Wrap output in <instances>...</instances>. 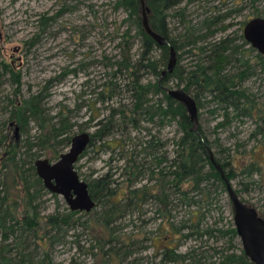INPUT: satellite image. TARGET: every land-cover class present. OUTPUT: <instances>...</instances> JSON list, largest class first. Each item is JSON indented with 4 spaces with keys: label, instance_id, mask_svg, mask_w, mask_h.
<instances>
[{
    "label": "rangeland",
    "instance_id": "374dc122",
    "mask_svg": "<svg viewBox=\"0 0 264 264\" xmlns=\"http://www.w3.org/2000/svg\"><path fill=\"white\" fill-rule=\"evenodd\" d=\"M117 1L0 0V65H9L20 73V87L17 90L16 86L11 85L9 75L0 69V138L5 137L0 147V182L6 183L7 191L16 200L19 210L25 203L22 198V188L12 173H8L5 179V173L1 170V153L9 145L19 144L22 147L25 142L35 145L42 133L34 122H30L27 128L20 132L14 121H8V112L11 107L7 100L19 101L30 94L38 93L48 81H52L43 103L47 117L53 119L63 109L70 111L72 122L84 124L90 116L89 107H93L104 84L111 80L109 65L122 57L121 34L129 30L131 49L128 55L130 57L135 59L140 46L128 13L121 8H116ZM192 1L193 3H180L167 13L168 16L181 10L185 19L190 21V26L197 29L207 17L214 14V16H223L227 8L232 10L233 3L244 5L243 12L223 22V26L231 24L234 27L228 29L225 27L221 32L210 36L205 41L207 46L225 40L233 32H238L239 28L236 27L246 21L257 16L264 17V0ZM225 4L226 7H224ZM137 15L141 19L140 7ZM166 22L171 38L183 34V28L175 20L167 18ZM239 44L238 41L235 46ZM242 52L252 64H259L261 61L257 57V52L248 45H243ZM159 56V51L154 52V59L158 60ZM191 61L194 59L182 55L181 60H177V64L188 69L192 66ZM262 67V69L256 68L254 75L242 84L243 89L253 96L259 116L234 120L228 127L215 131L214 126L222 113L218 112L217 116L210 114L209 111L215 108V105H207L204 98L200 97L203 106L198 112L197 126L211 143L218 144L225 150L216 156L232 162L236 177L229 182L231 187L236 193L238 192V197L244 203L254 208L264 219V60ZM164 68L161 71L165 70ZM229 71L233 69L229 68ZM114 81L120 86L119 94L105 104L96 102V107L100 109L99 119L108 115L107 108H116L120 104L130 103L127 93L123 90L127 80L118 76V79ZM142 81L153 83L155 78L145 75ZM175 84L176 81L171 80L168 88L177 90ZM182 87L180 86L178 90H182ZM52 121L55 122V119ZM140 127V130L131 132L129 140H125L126 147L122 151L124 156L134 155L138 163L142 162L147 166L150 157L141 153V148L136 145L155 136L164 144L162 151L173 157L175 151L173 139L176 140L178 137L175 124L159 128L157 125L141 123ZM78 129L75 127L71 136L80 134ZM84 129L83 132L90 134L93 132V128ZM257 130H260V133L252 137ZM117 140L120 141L118 136H114L113 139L110 137L106 141L109 147L98 152L96 149L89 148L86 150V155L74 166L80 180L86 184L91 179L111 172L112 180H116L115 184L120 188L114 198L115 202L120 201L123 194L128 195V191L133 188L151 186L145 175L135 187L126 189V183L122 187L124 183L120 170L122 161H117L120 154L119 149L115 147L119 143ZM68 149L69 146L63 149L60 155ZM212 152H215V149ZM32 153L36 157L34 161L46 159L54 163L58 159H52L54 153L51 148L39 151L34 147ZM253 162L260 166V172L246 177L241 171ZM1 184L0 192L3 194ZM193 195L198 203L190 207L176 200L177 195L173 197L170 215L173 217L172 222L175 226H179L180 223L190 226L191 223L198 221L201 229L234 228L233 209L227 193L217 188L216 193L212 195L211 205L202 202L198 194H191L190 197ZM37 203H39L40 217L43 222L46 216L54 214L56 210L60 214L68 210L61 197L53 198L46 190L43 191ZM158 207L151 200L139 205L137 209L131 206L128 208L127 215L112 225L119 226V230L114 232L116 237L138 242L134 249L140 252H136L130 259L124 261L114 255L105 257L98 245H102L101 240H107L109 230H103L93 215H77L74 219L79 220V225L66 229L61 243L48 249L50 264H161L160 253L166 248L173 249L176 246L179 254L194 253V264H217L225 252L242 251L237 236L232 241L233 247L228 245V237H221L218 233H214L212 238L192 237L186 241L181 240L179 236H174L169 225L156 214ZM83 223L87 227L84 228L81 225ZM141 246L142 250H139ZM108 247L105 246L103 249L106 250ZM184 264L192 263L186 261Z\"/></svg>",
    "mask_w": 264,
    "mask_h": 264
},
{
    "label": "trees",
    "instance_id": "16d2710c",
    "mask_svg": "<svg viewBox=\"0 0 264 264\" xmlns=\"http://www.w3.org/2000/svg\"><path fill=\"white\" fill-rule=\"evenodd\" d=\"M182 1L184 0H145V5L150 11L148 24L151 30L164 37L176 53V65L173 72L164 78H161V69L163 67L166 69L169 48L158 46L144 32L141 19L137 15L140 7L138 0H118L116 2V8H121L128 13L140 46L135 59L130 57L128 55L131 49L129 30L121 34L122 57L109 65L111 80L104 84L93 107H89L90 116L84 124L72 122L70 111L63 109L53 118L55 122L47 117L43 103L47 98V90L52 81H48L38 93L30 94L19 101L7 100L11 107L8 112V121H14L20 132H23L30 122H34L42 134L37 138L35 145L30 142H25L22 147L19 144L9 145L1 153V170L5 173V179L8 173L14 175L15 180H18V184L21 185L22 198L25 203L19 210L16 200L7 191L6 183L0 182L3 188V194L0 192V264H50L48 249L61 243L66 229L79 225V220L74 219L77 215H93L103 230H109L107 240H101L102 245L98 243L105 257L114 255L120 260L130 259L136 252H140L134 249L138 242L116 237L114 232L119 230V226L112 225L127 215L128 208L133 206L137 209L147 200L159 206L156 214L169 225L174 236H179L181 240L186 241L192 237L212 238L214 233H218L221 237H228V245L233 247L232 241L237 236L234 228L228 230L201 229L198 221L191 223L190 226L184 223L175 226L172 222L170 207L175 195L178 196L176 200L190 207L198 203L194 200V195L190 197L191 194H198L202 202L211 205L212 195L216 193L217 188L227 193L224 180L210 160L211 154L228 182L233 180L236 174L233 172L232 162L216 156L225 150L220 145L211 143L201 128L197 126L198 124L194 129L191 115L184 104L169 97L168 91L172 88H168V83L171 80L176 81L177 90L183 86L182 91L195 104L197 123L199 122L198 112L203 106L201 98H204L207 105H215L209 113L216 116L218 112L222 113L214 126L216 131L228 127L234 120L259 116L253 96L243 89L242 84L254 75L256 68H263L264 56L257 54L261 61L259 64H252L248 57L234 45L233 40L228 38L207 46L205 41L216 32L225 29L223 22L231 14L223 16H214V14L200 23V27L194 29L190 26V21L185 19L183 11L179 10L169 16L167 14ZM166 17L181 25L183 34L171 38L167 29ZM257 17L264 19V17ZM40 25H43L42 22ZM156 51L160 52L158 60L153 58ZM182 55L194 59L191 61L190 68L184 69L177 64V60H181ZM229 68L233 71H229ZM0 69L9 75L11 85L16 86L18 90L20 73L9 65H0ZM145 75L154 77L155 81L143 83ZM118 76L127 80L123 90L127 93L130 103L120 104L116 108H107L108 115L99 119L100 109L96 107V102L105 104L119 94L120 86L114 81L118 79ZM141 123L150 126L157 125L159 128L165 125H176L178 137L176 140L173 139L175 147L173 157L162 151L164 144L155 136L136 145L141 148V153L150 157L147 166L142 162L138 163L134 155L124 156L122 154L126 147L125 140L130 139L132 131L141 129ZM75 127L79 128L80 133L85 131L84 128H93V132L89 133L90 142L87 150L93 148L96 152L109 147L107 139L118 136L120 141L117 140L119 143L115 147L120 152L117 161H122V168H120L124 182H121L122 187L125 183L126 189L135 187L145 175L151 186L133 188L128 191V195L123 194L120 201L115 202L114 198L120 188L115 184L116 180H112L113 174L108 172L87 182L89 195L95 203L91 214L71 212L69 209L66 213L60 214L56 210L54 214L46 216L43 222L37 201L45 189L36 176L34 169L36 157L32 150L34 147L39 151L51 148L54 153L52 159L59 158L63 149L70 146L73 137L71 134ZM259 133L260 130H257L252 137ZM4 139L5 137L0 138V147ZM213 149L215 152H212ZM86 153L87 151L79 157L78 161ZM259 172L260 166L256 162L241 171L246 177ZM52 197L56 196L52 195ZM97 211H99L98 214ZM81 225L84 228L87 227L85 223ZM105 246H109L108 249L104 250ZM139 250H142V246ZM193 254H179L176 246L173 249H164L159 256L161 264H184L186 261L194 264ZM217 264L252 263L243 251H240L239 253L225 252Z\"/></svg>",
    "mask_w": 264,
    "mask_h": 264
},
{
    "label": "water",
    "instance_id": "95a60500",
    "mask_svg": "<svg viewBox=\"0 0 264 264\" xmlns=\"http://www.w3.org/2000/svg\"><path fill=\"white\" fill-rule=\"evenodd\" d=\"M141 8V24L144 32L158 46L169 48V59L166 69L162 71L161 78L173 72L176 65V53L166 39L153 32L148 24L149 9L145 6V0H138ZM245 41L264 56V19L255 18L249 21L243 31ZM169 97L184 104L192 118L193 128L197 125V111L193 100L182 90H169ZM90 142V134L83 132L72 137L67 152L50 163L46 159H38L34 162L37 178L42 182L44 189L51 195L61 197L69 211L90 213L95 208L91 199L88 186L81 181L74 170L79 157L87 150ZM210 160L220 173L226 185V192L233 209V224L236 235L240 240L242 251L252 264H264V220L257 211L246 205L236 194L230 183L224 177L221 168L215 164L212 154Z\"/></svg>",
    "mask_w": 264,
    "mask_h": 264
},
{
    "label": "flooded vegetation",
    "instance_id": "af4514ba",
    "mask_svg": "<svg viewBox=\"0 0 264 264\" xmlns=\"http://www.w3.org/2000/svg\"><path fill=\"white\" fill-rule=\"evenodd\" d=\"M208 1V0H207ZM229 0H227V2H228ZM183 2H186V3H193V1L192 0H184V1H182V3ZM234 4V8L232 9V10H228V8L226 9V12L223 14V15H225V14H227V15H230L231 14V16H232V18L236 15V14H240L241 12H243L244 10H245V8H244V5L242 4V3H233ZM227 5L225 4L224 5V7H226ZM238 12V13H237ZM230 16V17H231ZM230 17H228V18H230ZM227 18V19H228ZM255 18H258V17H254V18H252V19H255ZM252 19H250V20H248V21H246L245 23H243L241 26H239V27H236V28H239V30H238V32H233L230 36H228V39H230V40H233V43H234V45H236V42H240V44L237 46L238 47V49H239V51H242V48H243V45L245 46V45H247L248 43L245 41V39H244V36H243V31H244V27H245V25L249 22V21H251ZM225 27H226V29H228L229 27H234V26H232L231 24H228V25H225ZM219 33V32H218ZM227 39V38H226ZM248 46H250L249 44H248ZM251 47V46H250ZM253 49V48H252ZM254 50V49H253ZM254 51H256V50H254ZM257 52V51H256ZM257 54H259L258 52H257ZM260 55V54H259Z\"/></svg>",
    "mask_w": 264,
    "mask_h": 264
}]
</instances>
